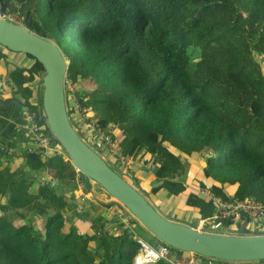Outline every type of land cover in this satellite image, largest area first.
Masks as SVG:
<instances>
[{
  "label": "trees",
  "instance_id": "1",
  "mask_svg": "<svg viewBox=\"0 0 264 264\" xmlns=\"http://www.w3.org/2000/svg\"><path fill=\"white\" fill-rule=\"evenodd\" d=\"M36 4L30 31L45 33L61 49L69 62L66 83L78 87V102L91 119L103 130L117 127L123 153L154 166L156 198L184 199L185 209L197 210L200 220L217 212L216 199L264 204V0ZM23 55L31 67H8L1 50L0 63L30 110L38 111L42 100L34 105L30 99L40 91L44 67ZM85 81L94 90L81 88ZM70 113L80 133L86 120ZM1 145L0 264H134L141 244L124 223L111 233L116 219L104 215L114 203L69 200L80 184L85 193L92 187L66 152L23 154L16 165ZM45 169L57 180L54 188L35 183ZM202 191L216 199H204ZM77 221L90 222L91 233L81 234Z\"/></svg>",
  "mask_w": 264,
  "mask_h": 264
},
{
  "label": "water",
  "instance_id": "2",
  "mask_svg": "<svg viewBox=\"0 0 264 264\" xmlns=\"http://www.w3.org/2000/svg\"><path fill=\"white\" fill-rule=\"evenodd\" d=\"M17 0H0V47L14 53L31 55L44 67L42 74V108L30 110L38 116L57 142L65 149L80 178L90 179L119 203L153 237L150 246L167 245L176 251L194 253L204 258L243 264L264 261V232H251L249 222L229 234L201 231L190 225L161 215L147 198L141 185L130 183L102 156L101 148L91 146L77 131L69 116L66 98V75L69 62L61 49L45 33L30 31L32 20L24 17V24L6 19ZM163 182L154 185L159 187Z\"/></svg>",
  "mask_w": 264,
  "mask_h": 264
},
{
  "label": "built area",
  "instance_id": "3",
  "mask_svg": "<svg viewBox=\"0 0 264 264\" xmlns=\"http://www.w3.org/2000/svg\"><path fill=\"white\" fill-rule=\"evenodd\" d=\"M6 19L16 23L13 17H8V15H6ZM68 84H71L72 87H75L77 89H75V91L71 90V92L67 91L65 83L67 107L70 118V111H72L73 116L76 115L75 113H78L86 120L85 125H88L92 129L94 136L99 137V139L96 140L97 143H95V141L92 142L85 128V132L87 133V143L89 145H91L89 142H92L95 143L94 145L104 144L109 146V148L106 147L108 152L113 156V158L124 170L127 169L131 165L130 162L132 159L129 158V156H126L122 150V152L117 150V147L120 146V140H117L113 135L114 131L116 130V127L103 130L100 125L96 122V120L91 119L93 117H91L89 113L86 112V110L80 106L77 97L78 87L72 83ZM11 85L12 83L9 80L0 76V102L3 100V97L5 96L8 87ZM69 99L72 102L73 108H70ZM26 115L29 119L30 135L24 144L23 151L18 152V150L15 148H8V145H1L2 147L5 146L4 151H6V153L8 155H11L12 157H15L17 154L41 155L42 157H50L53 155L62 154L66 156L67 153L65 154V149L57 142L56 137L48 131L47 126L39 121L38 116L31 113L29 110L26 111ZM102 150L103 148H101V151ZM105 160L109 163L106 158ZM111 160L112 159H110V161ZM119 170L124 172V170ZM34 179L37 184L42 187L46 186L54 188L57 185V180L47 169L36 174ZM76 181H79V178H77ZM79 189H83V186L81 184L79 185ZM87 194L83 196V200L86 199ZM202 195L210 196L211 200L216 199L212 198V196L207 191H202ZM215 201L217 203L218 208L217 212L209 219L200 220L197 229L201 231H211L215 230L218 224L222 221H231L232 223H236L242 221L244 218H247L250 223L254 222L256 225L260 224L258 222L264 221V204L256 199H233L230 201L216 199ZM139 243L141 244V248L139 249V254L135 257L134 264H155L158 260L163 259L169 260L172 264H213V261H211V259L204 258L203 256L194 253H184L181 256H175L172 250L173 248L164 244H159L156 248H152L150 245L144 243L141 240L139 241ZM141 257H146L147 261L145 263H141Z\"/></svg>",
  "mask_w": 264,
  "mask_h": 264
},
{
  "label": "crops",
  "instance_id": "4",
  "mask_svg": "<svg viewBox=\"0 0 264 264\" xmlns=\"http://www.w3.org/2000/svg\"><path fill=\"white\" fill-rule=\"evenodd\" d=\"M36 1L37 0H17L18 4L16 5V7L12 11L7 13L8 17H13L15 19L16 23L24 24L25 14H27V16H29V14H31L33 17L36 16L35 15V10H36V5H37ZM0 50L3 52L4 56H6V54L8 53V51H5L3 48H0ZM11 54L21 55L24 57L23 54H18V53H11ZM7 58H8V56H7ZM20 59L22 61L19 63L18 61H20ZM3 60L6 61L8 59H3ZM9 60L11 62V66L12 65L15 66L16 63H14V61H12L13 57H11V59H9ZM15 61L18 63L16 65H19L21 68H24V69L29 68L32 65V62L29 61L28 59H26L25 57L24 58H17V59H15ZM4 71L6 74L7 73L6 65H5ZM8 80H9V77H8ZM32 86H34V85H32ZM13 88H14V86H13ZM34 89H36V87ZM39 90H40L39 92H35L34 98L30 99V102L34 105H38L40 103L39 100H42L41 86H40ZM23 97H24V94L18 88L8 89L6 91L5 96L3 97V100L0 102V142L2 145H14V147L12 146V148L17 149L18 152L23 151L24 144L30 135V133H29V131H30L29 130V119L26 115V111L28 109L25 108L19 102H17V99H18L22 103L25 104L26 102H25ZM39 110H41V108ZM85 128L88 132L89 137L92 139L94 137V133L88 125H86L84 128H82V130H80V135H81V131L83 133H86ZM86 136H87V133H86ZM85 140H87V138ZM95 143H97V142L95 141ZM23 158H24L23 155L17 154L15 157L12 158V163L16 164V165H20L21 161H23ZM66 160H68V159H66ZM136 160H138L137 164L143 163L145 166H149V165L145 164V163H147L146 162L147 158H144L143 156H142L141 160H139L138 158ZM132 174H134V173H132ZM152 177H153V175H152ZM152 182H153V180H152ZM35 183L37 184V182H35ZM154 185H153V187H154ZM149 187H150V192L147 193V198H148V194H149V196L152 197L151 201L149 199L148 200L156 209H157L156 206H158V207L161 206V203H169L171 205L170 207L167 206V208H163V206H161L162 210L164 211L163 216L177 220V221H180V222H183V223H186L188 225H190V223H192L194 221H197V224H198L199 220L201 219V216L197 210H193V211L187 210V213H185L182 217H179L176 212L174 213V209L178 203L172 201L173 198L168 199L167 197L163 198V196L156 198L155 197L156 195L151 192V184L149 185ZM78 190H80V189H78ZM78 190H77V192L75 191L77 194H78ZM83 192L85 194V188L84 187H83ZM90 192H92V190H90ZM93 194L97 195L95 192H93ZM82 197H80L79 195H76L75 193L72 195L71 194L68 195L69 200L73 201L75 199V201L77 203L81 202ZM103 197H104V195H100L101 199L99 200L100 201L99 203L109 204L108 199H104ZM160 198H161V201L158 200ZM105 200H106V202H105ZM89 202L92 204L96 203V202H94V200H92V201L89 200ZM119 214H120V212H117L113 208H112V210L109 209L107 211L106 210L104 211L105 216H107L108 218H110L112 220L116 219L115 224L112 225V228L115 229V231H118V227H117L118 221L121 223H124L121 220ZM118 215H119V217H118ZM116 217H118L119 219H117ZM124 221H128V220L126 219ZM245 221L242 220V221L237 222L235 227L243 225V223ZM248 222H249V224H251L250 221H248ZM258 223H260L259 225H261L263 223V221H260ZM124 224L126 225V223H124ZM75 226L78 228V230L81 234L91 233L92 225L88 221H77L75 223ZM138 226H140L149 235L150 242H146L143 238H140L137 234H134V228L136 227V225H133L131 223L128 224V227L132 230V235L137 238L138 242L141 240L144 243H147L148 245H150L152 242V239H153L152 235L144 227H142L140 224H138ZM224 226H225V228L229 227V226L227 227V225H225V224L223 225V227ZM194 227L197 228L198 225L194 226Z\"/></svg>",
  "mask_w": 264,
  "mask_h": 264
},
{
  "label": "rangeland",
  "instance_id": "5",
  "mask_svg": "<svg viewBox=\"0 0 264 264\" xmlns=\"http://www.w3.org/2000/svg\"><path fill=\"white\" fill-rule=\"evenodd\" d=\"M7 56H8V58H7ZM5 57H6V59H8V60H6L7 63H8L6 65H8V67H9L11 65V62L9 60V59H11V57H13V60L12 61H14V63L18 64L15 61V59H17V58H24L25 56L23 57L21 55H13V54H11V52H8ZM21 61L22 60L20 59V61H18V62L20 63ZM16 64H15V66L18 67L19 65H16ZM4 70H5V65H3L2 63H0V76L8 80V74L7 73L5 74V71ZM80 87L83 88V89H85V90H87V91H92V90H94L95 85H93L89 81H85V82L81 83ZM14 88H15V85H14ZM14 88H13L12 85L8 87V89H14ZM66 88H67V91H70V92H71V90H74L75 91V89H76L75 87H72V85L71 84H68V83H66ZM69 105H70V108H71L72 107V102L70 101V99H69ZM73 124H75V121L74 120H73ZM113 135H114V137L117 140H120L121 132H120V130L117 127H116V130L114 131ZM98 139H99L98 136H94L91 139V141L94 142V141H96ZM92 142H89V143L91 145H93V146H98L100 148H103V150H102V156H104L109 161V165H111L115 170H117L119 173H121L122 176L127 177L130 183L131 182H134L136 184H139V185L142 186V188L147 193L150 192L149 185L152 183V180H153V177H152V174H153V171H154V166L153 165H151V166H145L143 163L142 164H137L138 160L133 159L134 157H132V156H129V158L132 159L131 162H130L131 165L127 169L124 170L118 164V162L113 158V156L108 152V150L106 149V147L109 148V146L104 145V144L103 145H94L95 143H92ZM120 147L121 146H118L117 147V150L120 151V152H122L121 151L122 148H120ZM141 158H142L141 155L138 156V159L139 160H141ZM110 159H112V160L110 161ZM116 166L119 169L124 170V172L120 171ZM132 173H134L135 175L132 174ZM89 181L91 183V187H92L91 190H92V192H89L88 194L85 193V194H87L85 200H88L89 201V199H90L91 201L94 200V202H98L99 203L100 202L99 200L101 199L100 198V195H104L103 198L104 199H108V201H109L108 203L109 204H111V203H114L115 204L112 208L114 210H116L117 212H120L119 215H120L121 220L124 223H126V225L124 227L125 228H128V224H130V221H129V217H128V215L126 213L129 212V211L127 209H125L124 207L120 206L119 203L112 202V201H114V199H112L99 185L93 183L91 180H89ZM76 192H75V194L76 195H79L80 197H82L83 195H85L84 192H83V189L78 190V194ZM93 192H95L97 195H94ZM201 197H203L204 199L206 198V196H204V195H201ZM148 199L150 201L152 200V197L149 196V194H148ZM82 200H83V197H82ZM85 200H83V201H85ZM158 200L161 201V198L158 199ZM105 202H106V200H105ZM184 202H185L184 199H180L178 201L177 206L174 209V213L176 212L179 217H182L185 213H187V210L184 207ZM161 206H163V208H167V206L170 207L171 205L169 203H161ZM161 206H159V207L156 206V207H157L158 212L161 215H164L163 214L164 211L162 210ZM112 208H111V210H112ZM119 215H118V217H119ZM126 219L128 221H124ZM119 223H121V222L118 221L117 224H119ZM236 224H237V222L235 224H233V225H230V226H232L233 229H236V227H235ZM190 225L197 226L198 224H197V221H194V222L190 223ZM223 225H224V223H222V222L219 223L218 226H217V228L215 230H211L210 232H215V233H220V234H229L230 233L229 228H225V226L223 227ZM227 227H228V225H227ZM39 230L41 231V233H43V226L42 225L39 226ZM123 230H124V228H123ZM249 230H251L252 232H255L257 230H259L261 232H264V221L258 227L256 226V224L254 222H252L250 224V226H249ZM114 231H115V229H112L111 233L114 232ZM131 233H132V230H131ZM120 234H122V232H120ZM134 234H137L140 238H143L146 242H150L149 235L140 226H138V225H136V227L134 228ZM94 247L96 248L97 247V244L92 247V249L95 250ZM97 248H99V247H97ZM138 254H139V251H138L137 255ZM146 261H147V259L144 258L142 262L145 263Z\"/></svg>",
  "mask_w": 264,
  "mask_h": 264
},
{
  "label": "bare ground",
  "instance_id": "6",
  "mask_svg": "<svg viewBox=\"0 0 264 264\" xmlns=\"http://www.w3.org/2000/svg\"><path fill=\"white\" fill-rule=\"evenodd\" d=\"M144 258L147 259L146 257H141V259H140L141 263H143L142 261H143Z\"/></svg>",
  "mask_w": 264,
  "mask_h": 264
},
{
  "label": "flooded vegetation",
  "instance_id": "7",
  "mask_svg": "<svg viewBox=\"0 0 264 264\" xmlns=\"http://www.w3.org/2000/svg\"><path fill=\"white\" fill-rule=\"evenodd\" d=\"M78 132H79V131H78ZM79 134H80V133H79ZM125 179H126V180H128V178H127V177H125ZM128 181H129V180H128ZM131 183H134V182H131Z\"/></svg>",
  "mask_w": 264,
  "mask_h": 264
}]
</instances>
